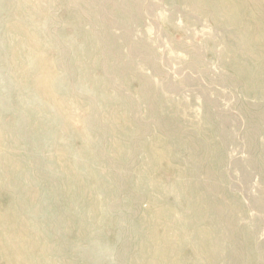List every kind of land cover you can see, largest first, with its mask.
Instances as JSON below:
<instances>
[{"label":"rangeland","instance_id":"1","mask_svg":"<svg viewBox=\"0 0 264 264\" xmlns=\"http://www.w3.org/2000/svg\"><path fill=\"white\" fill-rule=\"evenodd\" d=\"M114 1L119 11L113 0H0V124L5 130L0 162L10 160L3 168L8 167L5 179L11 182L0 208L11 199L32 233L50 229L44 242L62 243L63 260L71 264H148L139 250L166 264L167 258L153 257L149 238L156 209L169 206L176 219L191 215L193 201L201 199L236 224L218 226L210 218L196 223L212 231L218 227L212 239L218 242L220 264L233 252L230 231L233 238L238 234L232 227L242 229L241 246L252 252V261L244 256L246 264H264V155L259 154L264 150V76L262 88L244 89V77L254 80L264 70V57L259 55L258 62L254 55L234 52L237 34L245 35L243 25H253L254 38L264 37V0H241L247 7L233 14L241 25L238 33L225 25L232 16L210 10L212 0H189L193 6L183 0ZM122 12L140 18L124 22ZM85 44L98 64L85 59ZM74 48L84 61L73 57ZM135 51L138 55L131 56ZM42 71L54 89L39 96L31 85ZM142 78L153 93L154 109L138 95ZM108 111L111 123L105 121ZM171 126L180 134H168ZM139 127L144 130L137 134ZM194 143L204 147L196 155L188 151ZM210 146H221L209 156L225 160L220 170L224 195L205 185ZM100 149L104 155L97 159ZM102 170L111 181L104 180ZM134 196L144 201L136 203ZM150 196L153 200L146 201ZM173 219H159L157 237H177ZM171 254L175 261L169 264H205L186 250Z\"/></svg>","mask_w":264,"mask_h":264},{"label":"bare ground","instance_id":"2","mask_svg":"<svg viewBox=\"0 0 264 264\" xmlns=\"http://www.w3.org/2000/svg\"><path fill=\"white\" fill-rule=\"evenodd\" d=\"M212 1L215 3V7L211 8L210 10L214 11L216 14L220 13L221 16H222V14H225V16H232L226 20L227 23H225V25H227L229 28L237 31V33H238V31L240 32L241 25H240L239 21H237L233 17V14H237L240 10L246 8L247 6L243 5L241 0H223V1L212 0ZM126 2H127V4H131V5H133V3H134L133 0H126ZM183 2L189 4L190 6H193L192 2L191 1L189 2V0H183ZM194 2L195 3H193V4L203 3V0H194ZM110 4L114 6L116 11H119V9L116 5V2L114 0H113V3H110ZM245 4L249 6L251 3H249L248 1H245ZM189 5H188V7H190ZM248 11H249V9L245 10L244 13L246 14ZM137 13H139V15H140V11H137ZM139 15H136L135 19H132L127 13L122 12V14L120 15V18L122 20H124V22H131V21H135L136 19L140 18ZM209 15L212 16L213 14L210 13ZM206 17L208 18V16H206ZM215 17H217L216 19L218 21L221 20V18H219L218 16L215 15ZM250 22H252V18H251ZM250 26H253V25H251L250 23H249V26L243 25V27H242L243 32L242 33H245V35L237 34V37H236L237 40L234 37L236 44L239 46L238 49L236 48L234 50V52H236V51H237V53L241 52L242 55H244V54L254 55V56H256L255 58L259 62L260 59H262V58H259V55H261V56L263 55V57H264V52H263L264 37H261L260 39L258 38L259 40L257 38H254L252 36L253 30ZM103 39H104V41H109V38H107V31H104ZM125 42L131 43L129 40H125ZM106 44H104L103 46L105 47ZM85 46H86V49L88 50L87 52H83V50H82V52L85 54L84 55L85 59L88 60V62H90V64L92 66H94L95 64H98V62L96 61V58L94 59V55L93 56L89 55L90 51L88 49L87 44H85ZM108 47L109 46L107 45V47H105V49ZM113 47H117V45L113 46ZM132 47H134V43H133ZM134 48H136V47H134ZM110 52H113V51H110ZM110 52H108V53H110ZM115 52L119 54L118 50H116ZM253 52L257 53L258 55H256ZM11 54H12V52H11ZM134 54H136V56H137L138 51H135L134 53H132L131 56L134 57ZM72 55L75 59H77V61L83 60V59H81V53L79 52V50L77 48H74ZM31 64H33V63L31 62ZM138 64L139 63H137V65H135V67H137ZM14 65H16V63ZM57 65H59V64H57ZM146 65H147V63H146ZM86 67H87V65H85V68ZM246 67L247 66H245V68H242V70L247 71ZM39 69H41V68L38 67L37 70H39ZM131 69L132 68H130V70ZM128 70H125V71H128ZM44 74L42 71V73L40 75H38L36 82H34L31 85V86H34V88L37 91L36 93L39 96H43L45 94V92L48 91L50 88L54 89L53 88L54 86L50 87L49 79L51 77H49V78L48 77L46 78V76L43 77ZM258 74L255 75L254 80L252 78L250 80L249 78L244 77V79H246L245 84H244L245 91L249 92V91H251V89L253 87L254 88H262V84L260 81L263 79L262 76H264V70L261 69ZM141 82H142V84H141L140 91L139 92L137 91L138 95L144 97V101L148 102L147 108L154 109L153 108L154 107L153 102L149 101L152 98L153 93L150 90L148 81L146 78H142L140 80V83ZM102 86L107 88V83L104 82ZM263 94H264V91H263ZM49 101L51 102V104L55 110H58L59 112H61L59 109L61 107V105L59 104V102L55 101L54 96L50 97V95H49ZM92 101L89 100V102L92 103V105H94V102H92ZM4 108L6 109V107H4ZM129 108H131V105H129ZM125 109H126V107H125ZM134 110H135V107H134ZM112 114H114L113 118H114V122L116 123V120H115L116 114L114 112ZM104 117H105V121L110 120V123L113 122L111 119H108V117H110L109 111L105 112ZM159 117L162 119H165L161 116H159ZM68 119H69V121L73 120L72 118H68ZM128 120L132 121L131 119H128ZM262 120H264V117ZM163 122L166 124V121H163ZM170 123L172 125L173 122L170 121L169 125H170ZM92 124H94V122ZM37 125H39V124H37ZM63 125L64 124H62V126ZM39 127H40V125H39ZM171 128H172V130L170 132L168 131V134H173V135L180 134V130H178L179 128H175L174 126H171ZM0 129H1L0 137H2L5 135V130L1 124H0ZM142 130H144V128L139 127L137 129H135L134 131L137 134H139ZM113 134H115V133H113ZM245 135H246L248 144L251 146L253 143L252 140L254 139V136H253L254 133L252 134V132L249 130V131H246ZM8 137H10V134L7 136V138ZM113 140H114V144H117V140L115 137H113ZM222 144H225V141H222ZM156 145L158 146V143H155V147H156ZM155 147H154V145H152L150 148L154 149ZM215 148H216V150L220 148V151H222L221 146H218V147L216 146ZM215 148L210 146V147L205 149V152L207 151V154L205 155L204 159L208 165L207 169H208V174H209L208 179H207L208 182L205 185L209 189H211L213 191H219L224 195L225 190H224V188L220 187V185L224 182V179H223V176H222V173L220 172V170L222 168H224L226 166V164H225V160L222 156H221V158H215L214 156H209L210 155L209 153L211 152V154H212V152L215 150ZM203 149H204V147L198 146L194 143L193 145L189 146L188 151L191 154L196 155L199 152H201ZM98 153L99 154H98L97 159H102L101 154L104 155V151L102 149H100V150H98ZM259 154L264 155V150L260 151ZM200 159H202V158H200ZM9 161L10 160H8V161L3 160L0 162V196H2L1 199H3V197L7 198L9 195L7 193L6 189H10L9 186H10L11 182L9 183V179H5V178H7V174L9 173V171H8L9 169H8V167H6L5 169L3 168V166L6 165V163L8 164ZM1 163H2V165H1ZM260 170H264L263 166L260 167ZM99 173L104 178L105 181H107V180L111 181V178H109V176L106 174L105 170H102ZM3 174L6 176H4ZM262 175H264V172H262ZM48 177L50 178L51 175H48ZM94 177H97V176H94ZM29 178H31V177H29ZM50 179L53 181L56 178L52 179V177H51ZM16 182L20 183L19 180H16ZM49 184H50V182H49ZM188 184H190L191 186L193 185L192 187H193L194 191H197V188H194L197 186L194 185L193 182L188 181ZM37 193H38V191H37ZM134 199H135L136 203H139L140 201H144L143 198L140 196H134L133 200ZM148 199L153 200L151 196L149 198H147L146 201ZM10 203L11 204L8 205L7 208H2V207L0 208V259L4 261L3 263L4 264H71L70 261L63 260V259H65L64 256L66 254V250H65V247L61 245L62 243H60L58 240H54V239L51 240L49 243L44 242L45 239L49 236L50 229L45 230L44 232L39 231V232H33L32 233V230L30 229V224H28L27 220H25L23 218L24 214H23L21 208L18 207L16 204H13L11 199H10ZM189 210H190V213H192L193 215L192 214L188 215L189 214L188 213L185 216L183 214L180 216L179 214H177V218L173 219V217H172L173 212L170 210L169 206H167V207L163 206V208H160L159 210L156 209L154 223H152L149 226V232L151 231V236L149 238L151 240V243L153 244V248H154L153 250L156 251V253H153V257L156 259L159 258L160 256H162L163 259L167 258L166 264H169V263H171V261L174 260L173 255L171 254L173 251H175L178 254V252H181V250H186V251H188V253H190V255H191L190 257H192L193 259H196L197 261H199L201 263L220 264L221 256H219L220 253H219V249L217 247L218 242H215V240L212 239V236L214 235L215 231L217 232L218 227L215 226V228H216L215 231H212V228H211L212 226H210V228H207V227L200 228V227L196 226V223L200 222V220L201 221L208 220L209 218L211 219L213 224L216 223L218 226L221 223H227L228 222L229 224H231V223H234V221L232 222L229 216H223L222 210L220 209V207H215V206L208 207V205L204 204V201L201 199L194 200L192 205L190 206ZM34 213L36 214L37 211H34ZM167 216H168V219L176 220L174 223V229L176 230L177 237L176 236L167 237V234L164 236L157 237L156 234L154 233V228L157 227L161 223V222H159V219L165 220V218ZM233 225H236V224L234 223ZM233 225H231V226H233ZM51 227H52V230H55L53 228V226H51ZM232 228H233L235 233L237 231V234L240 235L238 232L242 231V229H239L237 227H232ZM165 231H166V229H165ZM165 233H167V232H165ZM247 233H249V232H247ZM238 235L236 236V238L235 237L233 238L232 233L230 231V237L234 243V247L232 248L233 252L231 254L227 255L225 264H246V259H244L245 255H246V258L248 261H250V260L252 261V258H251V257H253L252 252L250 251L249 248L247 249L245 246H243V245L241 246L240 241H243V238L241 236H238ZM45 245H46V247H45ZM146 245H148V243ZM139 251H140L141 255H144L146 257V259H147L146 262L148 261V264H156L155 262H157V260L152 261L151 258H149V256H147L146 252H143L141 250H139ZM157 251L161 252V254H158ZM50 254H51V256L49 257ZM165 254H167V255H165ZM168 260H169V263H168Z\"/></svg>","mask_w":264,"mask_h":264}]
</instances>
